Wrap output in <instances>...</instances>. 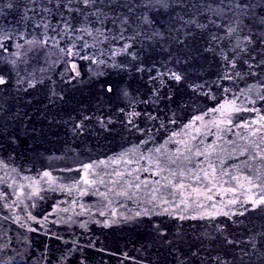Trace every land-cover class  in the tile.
<instances>
[{
    "label": "rangeland",
    "instance_id": "1",
    "mask_svg": "<svg viewBox=\"0 0 264 264\" xmlns=\"http://www.w3.org/2000/svg\"><path fill=\"white\" fill-rule=\"evenodd\" d=\"M0 77V264H264V0H0Z\"/></svg>",
    "mask_w": 264,
    "mask_h": 264
},
{
    "label": "snow or ice",
    "instance_id": "2",
    "mask_svg": "<svg viewBox=\"0 0 264 264\" xmlns=\"http://www.w3.org/2000/svg\"><path fill=\"white\" fill-rule=\"evenodd\" d=\"M85 3H87V0H85ZM176 79L179 80L180 77L179 76H176ZM2 83H4V80L2 79V77H0V84H2Z\"/></svg>",
    "mask_w": 264,
    "mask_h": 264
}]
</instances>
